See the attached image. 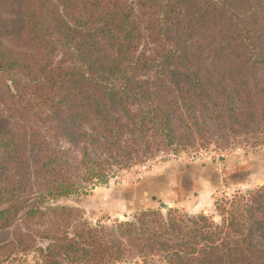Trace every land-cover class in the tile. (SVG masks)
<instances>
[{"label":"trees","instance_id":"1","mask_svg":"<svg viewBox=\"0 0 264 264\" xmlns=\"http://www.w3.org/2000/svg\"><path fill=\"white\" fill-rule=\"evenodd\" d=\"M2 3L0 260L264 264V185L218 198L217 220L52 203L168 148L264 143V0Z\"/></svg>","mask_w":264,"mask_h":264},{"label":"rangeland","instance_id":"2","mask_svg":"<svg viewBox=\"0 0 264 264\" xmlns=\"http://www.w3.org/2000/svg\"><path fill=\"white\" fill-rule=\"evenodd\" d=\"M8 10V5L3 4L1 0V15ZM0 41L2 43L4 41L1 34ZM204 166L213 169L218 183L213 187L210 195H202L197 199L200 189L194 185L192 175H198L199 168ZM166 168L181 175L185 186L184 189H180L181 192L155 188L154 193H150L144 189H133L144 176ZM224 172L230 174L229 179L224 176ZM190 176L191 179L188 180L187 177ZM234 179L243 181V184H233ZM261 185H264V143L256 146L237 144L224 148L209 143L206 146L179 147L175 152L170 148L158 151L143 163L116 170L106 183H97L84 191L54 200L58 205L78 209L76 213L91 223L97 220L111 223L115 219H132L137 212L148 208L165 212L167 208L163 209L160 202L168 203V208L178 209L191 215L203 212L217 220L215 202L218 198L236 191L255 189ZM206 202L208 205H205V208H209L201 210ZM0 264H38V262L34 254L28 252L15 254L10 258L1 257ZM118 264L143 263L138 259Z\"/></svg>","mask_w":264,"mask_h":264},{"label":"crops","instance_id":"3","mask_svg":"<svg viewBox=\"0 0 264 264\" xmlns=\"http://www.w3.org/2000/svg\"><path fill=\"white\" fill-rule=\"evenodd\" d=\"M224 176L229 179L230 174L224 172ZM180 177L181 175L179 173L175 174L173 173V171L169 170V168H166L157 173H149L148 175L144 176V178H142L133 189H144V191H149L150 193H154L155 188L165 189L166 191L172 190L181 192L180 189H184L185 186L183 181L181 180L182 177ZM187 179L190 180L191 176L187 177ZM192 180L194 181V185L199 187L200 189L198 194L199 197L197 199H200L202 195H210L213 187L218 183V179L214 175L213 169L209 166H204L202 168L200 167L198 175H192ZM232 183L243 184V181L234 179L232 180ZM150 198H152V196H150ZM150 200H148V203H150ZM205 205H208V202H206L201 207V210H206L209 208H205Z\"/></svg>","mask_w":264,"mask_h":264},{"label":"water","instance_id":"4","mask_svg":"<svg viewBox=\"0 0 264 264\" xmlns=\"http://www.w3.org/2000/svg\"><path fill=\"white\" fill-rule=\"evenodd\" d=\"M56 201L55 200H52V203H55ZM160 206L163 208V209H166L169 207V204L168 203H165V202H160Z\"/></svg>","mask_w":264,"mask_h":264}]
</instances>
